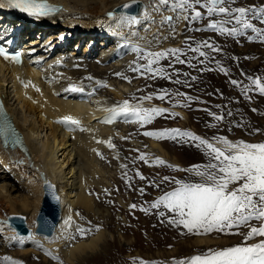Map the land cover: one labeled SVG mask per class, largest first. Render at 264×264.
Segmentation results:
<instances>
[{
	"label": "rangeland",
	"instance_id": "1",
	"mask_svg": "<svg viewBox=\"0 0 264 264\" xmlns=\"http://www.w3.org/2000/svg\"><path fill=\"white\" fill-rule=\"evenodd\" d=\"M253 6L257 9L264 8V0H236L233 5V7L245 8ZM196 10L201 11L205 18L198 22L177 20L174 33L170 28L169 32H166L168 37L171 34L175 35L171 45L159 50H149L139 46L146 51H165L170 48L184 50L189 44L210 41L220 49L218 52H211L203 48L202 50L207 52L210 58L203 64L192 60L191 66L180 63H175L173 66L170 58L161 60L159 67L165 70V76L171 75L172 81L181 80L180 84L161 78L159 74L152 77L148 73L141 75L133 71L132 69L138 63L145 64V61L139 60L132 50L133 47L138 46L135 43H118L112 39L106 42V38H96L92 43L81 39L77 44L73 36L64 35L66 41H70V44L65 46L66 43H61L59 40L62 37H60L62 34L60 29L55 32L50 30L45 36L39 32L35 34L33 40L37 43L38 40H42L39 43L43 44L48 38L50 42H60L50 54H46L45 48L38 47V50H42L36 54L40 56L44 54V59L48 58L49 63L52 61L53 64L50 63L49 66L59 63L62 66L65 63L64 58L66 62L71 61L69 69L65 71L71 73L60 78L61 82L69 85H77L76 80H81L85 83L84 85L96 82L89 90L94 88L98 99L101 100L98 103L95 102L93 91H84V94L90 97L89 108L107 109L106 113L92 118L91 121V125H95L97 129L108 128L110 132L108 137L99 134L93 138L94 144L101 145L97 152V155L101 154L98 156V164H102L100 167L103 168V177L107 182L106 185L101 184L99 191L91 188L90 194L99 214L93 216L79 207H77L79 210H76V207L69 205L68 201L72 199L65 198L61 215L64 209L65 221L62 228L70 229L63 234L65 240L79 239L82 235L77 231L78 228H90L92 229L90 232L105 229L106 234H110L113 238L110 240V237H107L97 255L76 264H178L179 261L189 260L195 255H205L209 250L219 251L229 247L244 246L250 227L264 226L259 221H253L250 226L232 229L231 234L212 232L207 235H195L187 233L182 226L170 224L168 218H172L173 214L162 205L159 209L151 208L152 203L177 187L175 180L199 182L200 178L194 174L192 166L205 165L209 160L204 149L197 148L191 142L156 140L144 136L145 131L166 129L189 131L217 147L223 146L217 144L214 137H224L232 143L238 141L264 143V95L259 94L252 82L259 78L261 83H264V42H261L264 41V36L258 37L256 33L247 30L244 35L233 38L206 30L210 22L206 11L202 8ZM211 19L220 20L221 17L214 16ZM252 23L257 29H264V25L258 21L253 20ZM232 26V24L226 25V27ZM197 29L200 30L197 31ZM152 34L153 37L156 36L157 30L155 29ZM163 37L161 40H165V35ZM63 50H65L64 53ZM112 55L114 56L111 58ZM193 55L198 54L189 51L181 58L191 60ZM200 59L204 58L200 57ZM221 67L227 70V75L220 71ZM103 71L109 72L111 76L106 77L104 74L103 77H99L98 74ZM73 72L81 77L76 78ZM113 72L117 75H112ZM177 72L188 75L177 76L175 75ZM56 73L58 76H63L61 70ZM72 76H75L74 80L71 79ZM191 77L196 79L192 80ZM232 80L238 81V85H233ZM112 89L118 91L120 96H115ZM161 90H167L172 95L160 100L158 96ZM178 92L191 97L192 101L176 96ZM148 96L153 98L139 101V98ZM133 97L137 99L134 100ZM125 100L129 101L130 108L139 103V106L144 109L159 108L165 111L146 126L128 122L132 118L123 116L118 117L110 125L99 121L106 114L105 118L109 116L110 110L114 106L122 105ZM177 104L185 106H174ZM209 113L223 116V120L217 121ZM84 126L81 127L82 130ZM257 129L259 132L256 131ZM44 135L42 133L41 137ZM150 141L158 143L168 158L159 157L155 154L156 152L152 153L149 149ZM109 143L113 145L112 148L108 147ZM141 156L146 159H140ZM157 159L163 160L165 165L153 166ZM125 165L127 167H124ZM137 173L145 179H140ZM95 177L100 179V176ZM164 177H168L169 180L163 181ZM9 181L5 183L14 187L13 190L11 189L13 197L25 195L13 178ZM153 181L159 187L150 186ZM238 186L231 185L230 188ZM140 189H144V194H141ZM133 204L136 205L135 209L130 207ZM142 208L147 211H141ZM159 211L165 212L166 218L160 217ZM198 237L207 238L211 243L200 246L196 243ZM27 240L28 238L17 237L15 234L7 235L0 230V256H3L0 264H42L40 255L22 262L19 249L28 242ZM262 240L264 237H256L248 240L247 245L259 243ZM40 245H37L38 250ZM6 246L9 249L5 252ZM58 252L59 249H49L46 259L51 264H64L58 260Z\"/></svg>",
	"mask_w": 264,
	"mask_h": 264
},
{
	"label": "bare ground",
	"instance_id": "2",
	"mask_svg": "<svg viewBox=\"0 0 264 264\" xmlns=\"http://www.w3.org/2000/svg\"><path fill=\"white\" fill-rule=\"evenodd\" d=\"M48 1L60 5L62 9L56 16L45 19L44 24H40L39 20H29L23 16H19L22 20L15 21L10 8H0L1 28L7 22L17 23L19 27H22L25 36H31L29 45H34L31 48L25 47L27 48L26 57L27 53L30 55L28 60L25 57L21 65L13 66L10 63L0 62V91L4 105L15 128L21 133L28 150V155H25L19 149H3L0 145V230L6 232L7 235H14V230L6 223V217L9 214H23L27 227L33 231L28 237V242L19 249L23 263L29 258L40 255L42 264H51L46 259L48 250L59 249L58 260L64 264H76L97 255L107 237H110V240L113 237L110 234L107 235L104 229L90 232L83 238L82 236L79 239L76 237L77 241H71V238L65 240L63 234L70 229L69 227L62 228L65 221L64 209L52 236L36 235L34 232L36 216L41 209L43 197L42 183L50 181L56 186L60 197V210L64 206L66 198L72 199L68 201L69 205L76 207V210H79L77 208L79 207L93 216L99 214L90 192L91 188L100 190L101 184L103 186L107 182L103 177V168L100 167L102 164H98V156L101 154L97 155V152L101 145L94 144L93 138L99 134L108 137L110 132L107 130L108 128L97 129L95 125H91V121L92 118L106 113L107 109L89 108L91 106L90 97L86 93L84 94V91H93L95 102L98 103L101 100L98 99L94 88L89 90L96 82L87 85H84L85 83L81 80H76L77 85L61 82L60 78L71 73L65 72L69 69L71 61L66 62L64 58L65 63L62 66L60 63L49 66L52 61L49 63L48 58L44 59V54H41L43 56L36 54L42 50H38V47L45 48L46 54H50L55 46H59L60 42H50L48 38L42 44L39 43L42 40H38L37 43L32 37L39 33L45 36V34H49L50 30L55 32L60 29L62 33L60 37L73 36L77 40V44L81 39H87L92 43L96 38H106V42L112 39L118 43H135L142 48L159 50L171 45L175 35L171 34L170 37L166 35L170 27L160 25L162 16L153 12V0H141L145 4V8L139 15L141 23L133 26L128 24L130 17L114 16L109 18L106 16L107 12L130 0ZM164 15H174V13L166 11ZM153 20L155 23L151 22ZM174 22L176 30V21ZM155 29L157 35L153 37L152 32ZM164 35L165 40H161ZM42 60L44 64H42ZM60 61L62 63V60ZM59 70L62 71L63 76H58L56 72ZM104 74L106 77L111 76L109 72L105 71L98 75L103 77ZM112 75L115 76L117 73L113 72ZM74 77L72 76L71 79ZM57 81L59 82L56 84ZM73 88L82 89V91H72ZM112 92L115 96H120L118 91L112 89ZM182 115L185 118L183 113ZM69 116L79 121V124L75 126L65 124L64 118ZM105 116L99 121L102 122ZM82 126H84L83 130ZM42 133L45 134L43 137H41ZM149 146L152 153L156 152L155 154L159 157L168 158L158 143L150 141ZM96 175L100 176V179H96ZM11 178L25 193L24 196H12L11 189L13 190L14 187L5 183L10 182ZM196 243L205 246L209 245L211 241L204 237H198ZM38 244H41L40 250L37 249ZM5 248L6 252L9 248L8 246ZM2 258L3 256H0L1 262Z\"/></svg>",
	"mask_w": 264,
	"mask_h": 264
},
{
	"label": "snow or ice",
	"instance_id": "3",
	"mask_svg": "<svg viewBox=\"0 0 264 264\" xmlns=\"http://www.w3.org/2000/svg\"><path fill=\"white\" fill-rule=\"evenodd\" d=\"M235 2L236 0H153L152 8L154 13L162 16L160 25L169 26L173 33L174 21L198 22L204 19L202 12L196 10L202 8L210 20L206 30L233 38L244 35L247 30L256 33L258 37L264 36V29H257L252 23L255 20L264 25V8L257 9L255 6L251 8L233 7ZM3 7L18 10L35 19L52 16L58 11V9H54L47 3L40 2V0H0V8ZM124 7L128 8L130 5ZM166 11L175 15L165 16L164 12ZM214 16H220L221 19H211ZM145 18L147 19V16ZM151 22L155 23V20ZM140 23L141 21L137 17H131L128 20L129 26ZM228 24L233 26L226 27ZM199 30L197 29V31ZM203 48H207L211 52L220 51L210 41H202L195 45L189 44L184 50L170 48L165 51H146L136 46L132 50L139 60L145 61V64L138 63L132 70L141 75L148 73L152 77L159 74L161 78H167L170 82L180 84L181 80L172 81L171 75L165 76V70L159 67L160 61L170 58L173 61V66L175 63L191 66L192 60L203 64L205 60L210 59L208 53L202 50ZM189 51L198 55H193L191 60L182 59L181 57ZM0 56L6 60L11 58L13 61H20L19 54L10 55L3 47H0ZM200 57L204 59L201 60ZM220 71L225 75L228 74L227 70L222 67ZM175 75L187 76L188 74L177 72ZM191 79L195 80L196 77H191ZM252 82L259 94L264 95V83H261L259 78ZM231 83L238 85L239 82L232 80ZM72 91H82V89L73 88ZM170 95L172 94L168 93L167 90H161L158 98L164 100L166 96ZM175 95L186 98L189 102L192 101V98L186 97L184 93L178 92ZM152 98L151 96L141 97L139 101L143 102ZM132 99L137 98L133 97ZM174 106L184 107L185 105L177 104ZM164 111L159 108L144 109L139 106V103L130 108L129 101L125 100L122 105L114 106L110 110V115L102 122L110 124L115 122L118 117L123 116L132 118L128 122L146 126ZM209 114L217 121L223 120V116ZM63 122L72 126L79 124V121L70 116L65 117ZM256 131L259 132V129ZM8 133H11L12 137L15 138L14 143H19V139L11 126L6 123L0 124V135L7 139ZM143 135L156 140L169 139L185 143L191 142L197 148H203L209 160L205 165L192 166V171L200 178L199 182L175 180L177 187L151 204L152 209H159L162 205L164 209L173 214L172 218H168L170 224L177 227L182 226L187 233L195 235H207L212 232L231 234L232 229L250 226L253 221H259L264 225V143L254 144L244 141L232 143L224 137H214L215 142L223 146L217 147L206 139L179 129L145 131ZM108 147L112 148L113 145L109 143ZM140 159L145 160L146 158L141 156ZM164 165L163 160L157 159L153 166ZM174 170L187 171L185 169ZM137 175L140 179H145L139 173ZM168 180V177L163 178V181ZM152 185L159 187L155 181L150 183V186ZM231 185L239 186L230 188ZM140 192L144 194V189H140ZM130 207L135 209L136 205L133 204ZM141 211L147 210L142 208ZM158 214L160 217L166 218L165 212L159 211ZM91 230L90 228L77 229L82 234V238ZM256 237H264V226L250 227L244 246H234L219 251L209 250L205 255H195L189 260L179 261L178 264H264V240L247 245L248 240Z\"/></svg>",
	"mask_w": 264,
	"mask_h": 264
},
{
	"label": "water",
	"instance_id": "4",
	"mask_svg": "<svg viewBox=\"0 0 264 264\" xmlns=\"http://www.w3.org/2000/svg\"><path fill=\"white\" fill-rule=\"evenodd\" d=\"M125 5H130V7L125 8ZM144 8L145 4L141 0H130L107 12L106 16L113 18L114 16L125 15L128 17H137L139 19V15ZM42 190L43 197L41 200V209L36 216V228L34 232L36 235L50 237L60 219V197L56 191V186L50 181L42 183ZM6 222L7 225L14 230L16 236H31L32 231L27 227L23 215L9 214L6 218Z\"/></svg>",
	"mask_w": 264,
	"mask_h": 264
}]
</instances>
